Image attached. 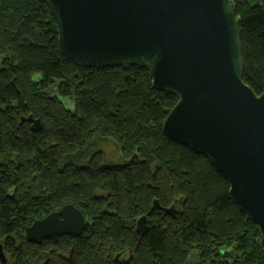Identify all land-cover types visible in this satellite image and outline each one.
Listing matches in <instances>:
<instances>
[{
    "label": "trees",
    "instance_id": "16d2710c",
    "mask_svg": "<svg viewBox=\"0 0 264 264\" xmlns=\"http://www.w3.org/2000/svg\"><path fill=\"white\" fill-rule=\"evenodd\" d=\"M232 2L242 80L260 95L264 0ZM59 98H71L73 110ZM176 102L155 91L142 68L85 69L64 58L41 0H0L5 264H264V244L223 176L163 135ZM29 116L40 131L21 123ZM105 142L116 146L119 164H105L98 148ZM66 205L85 217L79 237L26 240L27 227Z\"/></svg>",
    "mask_w": 264,
    "mask_h": 264
},
{
    "label": "water",
    "instance_id": "95a60500",
    "mask_svg": "<svg viewBox=\"0 0 264 264\" xmlns=\"http://www.w3.org/2000/svg\"><path fill=\"white\" fill-rule=\"evenodd\" d=\"M60 54L85 69H144L155 91L176 97L163 135L207 158L264 244V91L242 80L232 0H41ZM41 130L39 120L21 119ZM173 213L172 209L165 210ZM85 217L66 205L25 229L26 240L79 237ZM0 262L5 257L0 246Z\"/></svg>",
    "mask_w": 264,
    "mask_h": 264
},
{
    "label": "rangeland",
    "instance_id": "374dc122",
    "mask_svg": "<svg viewBox=\"0 0 264 264\" xmlns=\"http://www.w3.org/2000/svg\"><path fill=\"white\" fill-rule=\"evenodd\" d=\"M60 102L64 106L66 110L72 111L73 110V100L71 98H59ZM102 143V142H101ZM99 143V149L102 151L104 157H105V164L109 165H117L120 163L118 158V152L117 148L114 144L111 142L104 143L101 145Z\"/></svg>",
    "mask_w": 264,
    "mask_h": 264
},
{
    "label": "built area",
    "instance_id": "2783aa9c",
    "mask_svg": "<svg viewBox=\"0 0 264 264\" xmlns=\"http://www.w3.org/2000/svg\"><path fill=\"white\" fill-rule=\"evenodd\" d=\"M239 2H244V1H246V0H238Z\"/></svg>",
    "mask_w": 264,
    "mask_h": 264
},
{
    "label": "flooded vegetation",
    "instance_id": "af4514ba",
    "mask_svg": "<svg viewBox=\"0 0 264 264\" xmlns=\"http://www.w3.org/2000/svg\"><path fill=\"white\" fill-rule=\"evenodd\" d=\"M118 259V256L115 257V260Z\"/></svg>",
    "mask_w": 264,
    "mask_h": 264
}]
</instances>
